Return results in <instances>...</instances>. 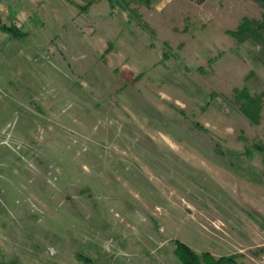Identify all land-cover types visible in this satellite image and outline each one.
<instances>
[{
    "label": "rangeland",
    "instance_id": "374dc122",
    "mask_svg": "<svg viewBox=\"0 0 264 264\" xmlns=\"http://www.w3.org/2000/svg\"><path fill=\"white\" fill-rule=\"evenodd\" d=\"M124 1L0 0V264H264L262 4Z\"/></svg>",
    "mask_w": 264,
    "mask_h": 264
},
{
    "label": "trees",
    "instance_id": "16d2710c",
    "mask_svg": "<svg viewBox=\"0 0 264 264\" xmlns=\"http://www.w3.org/2000/svg\"><path fill=\"white\" fill-rule=\"evenodd\" d=\"M72 4L79 7L82 12H88L93 5L100 4L103 0H81L82 2H75L74 0H68ZM110 6L111 11L119 6L127 12L130 11L127 3L124 0H107ZM146 3H149L148 0H144ZM197 3H204L206 0H193ZM264 9V0H259ZM138 17V16H137ZM138 18L141 17L139 16ZM145 29H149L147 23L143 26ZM0 30L2 32L8 33L16 39H21L27 35V32L19 30L15 24L8 25L3 23L0 18ZM150 33L154 35V31L151 29ZM238 42H242L246 39L256 40L261 43L264 47V13L262 14V19H250L244 18L242 23L239 25L237 31L229 32ZM163 57H167L168 50H171V45L167 42L163 43ZM180 48L183 45L179 46ZM236 102L239 104L241 112L250 118L253 121H257L259 118V113L262 109V95L261 94H250V91L247 87L243 89H236L234 91ZM260 153L263 155V164H264V147L259 148ZM175 255L183 264H245L239 260L237 254L215 256L209 251H205L202 254L197 253L192 249L188 244L183 241L175 242Z\"/></svg>",
    "mask_w": 264,
    "mask_h": 264
}]
</instances>
